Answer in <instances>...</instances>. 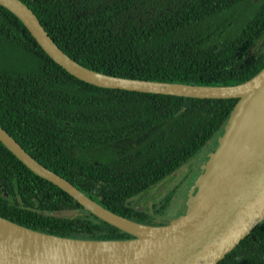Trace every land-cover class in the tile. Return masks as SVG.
<instances>
[{
    "label": "trees",
    "instance_id": "obj_1",
    "mask_svg": "<svg viewBox=\"0 0 264 264\" xmlns=\"http://www.w3.org/2000/svg\"><path fill=\"white\" fill-rule=\"evenodd\" d=\"M19 1L67 56L101 74L234 86L264 69V50L253 53L264 37V0ZM237 102L82 82L0 6V127L42 166L127 220L158 227L166 223L155 216L177 218L170 195L153 213L132 201L203 154ZM61 211L79 213L57 218ZM0 217L63 238L134 239L35 175L1 142ZM218 264H264V222Z\"/></svg>",
    "mask_w": 264,
    "mask_h": 264
},
{
    "label": "water",
    "instance_id": "obj_2",
    "mask_svg": "<svg viewBox=\"0 0 264 264\" xmlns=\"http://www.w3.org/2000/svg\"><path fill=\"white\" fill-rule=\"evenodd\" d=\"M258 2V0H254ZM43 51L71 76L112 90L200 100H238L203 165L187 212L165 226L118 216L33 159L2 127L0 142L31 172L76 200L133 240L90 241L33 231L0 217V264H218L264 222V69L234 86H192L126 79L81 66L51 39L34 12L19 0H0ZM195 194V193H194ZM79 212L61 211L57 218Z\"/></svg>",
    "mask_w": 264,
    "mask_h": 264
},
{
    "label": "rangeland",
    "instance_id": "obj_3",
    "mask_svg": "<svg viewBox=\"0 0 264 264\" xmlns=\"http://www.w3.org/2000/svg\"><path fill=\"white\" fill-rule=\"evenodd\" d=\"M263 50L264 37L256 44L253 49V53L261 52ZM218 140L219 137L214 138V140H212L204 149V151L202 152L203 154L197 156L189 164L178 170L174 175L164 180L161 184L151 190L147 195L145 194L134 199L132 201V204L137 206L138 208H144L145 210L149 209L153 213L156 208L160 206L161 202L166 198V196L168 194H171L173 200L171 205L175 210H179L181 207H185V209L188 210V205L190 204L191 198L190 194L194 192L195 194L193 193V197L197 195L199 188L196 185L202 175V167L208 160L209 155L215 151L212 150L218 145ZM190 185L193 186L191 190H189ZM155 217L157 222L166 223V225L174 221L173 218L167 215V212H165L164 215L162 214Z\"/></svg>",
    "mask_w": 264,
    "mask_h": 264
},
{
    "label": "flooded vegetation",
    "instance_id": "obj_4",
    "mask_svg": "<svg viewBox=\"0 0 264 264\" xmlns=\"http://www.w3.org/2000/svg\"><path fill=\"white\" fill-rule=\"evenodd\" d=\"M191 184H192V182H191ZM192 188H193V186L190 185L189 190H191ZM182 190H183V189H182ZM189 190H188V191H189ZM169 195L171 196V194H168V195L166 196V198H167ZM176 211H177L176 217H179V216H181V213H182V212L186 211V209H185V207H181L179 210L176 209ZM165 216H166V215H165ZM159 223H160V222H159ZM164 225H166V224H164Z\"/></svg>",
    "mask_w": 264,
    "mask_h": 264
}]
</instances>
